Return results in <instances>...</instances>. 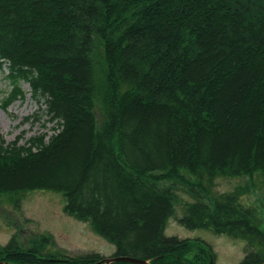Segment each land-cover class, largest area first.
Segmentation results:
<instances>
[{
    "label": "trees",
    "instance_id": "16d2710c",
    "mask_svg": "<svg viewBox=\"0 0 264 264\" xmlns=\"http://www.w3.org/2000/svg\"><path fill=\"white\" fill-rule=\"evenodd\" d=\"M4 67L5 106L26 83L57 130L0 141V197L63 194L66 214L113 257L210 264L208 245L165 234L180 184L200 193L184 204V228L243 241L242 264H264V225L240 199L250 188L215 196L204 185L264 178V0H0ZM53 243L13 240L0 262L103 260Z\"/></svg>",
    "mask_w": 264,
    "mask_h": 264
},
{
    "label": "rangeland",
    "instance_id": "374dc122",
    "mask_svg": "<svg viewBox=\"0 0 264 264\" xmlns=\"http://www.w3.org/2000/svg\"><path fill=\"white\" fill-rule=\"evenodd\" d=\"M23 95L10 106L5 101L13 90L9 79V69L0 70V141L11 145L18 141L24 145L33 137L46 136L48 141L55 135L57 125L47 115L44 103L38 102L28 84L22 83ZM169 185L170 183H165ZM216 195L233 194L239 187L250 190L241 196L243 206L254 209L264 225V178L217 179L212 184L204 183ZM179 202L174 217L167 225L166 236L180 240H196L208 245L215 255V264H242L247 254V244L226 236H218L209 230H188L179 220L185 214L184 204L195 202L193 195L178 184ZM66 201L61 193L36 191L21 197H0V249L16 240L20 245L29 243L37 236L51 237L53 251H61L67 256L80 259L89 255H99L103 259L114 256L116 248L96 234L88 223L80 222L66 214ZM206 244V245H205ZM197 253L192 251L189 258Z\"/></svg>",
    "mask_w": 264,
    "mask_h": 264
},
{
    "label": "water",
    "instance_id": "95a60500",
    "mask_svg": "<svg viewBox=\"0 0 264 264\" xmlns=\"http://www.w3.org/2000/svg\"><path fill=\"white\" fill-rule=\"evenodd\" d=\"M120 262H126V263H131V264H150L149 261L135 259V258H132V257H112L110 259H103L100 262H98L97 264H115V263H120ZM0 264H11V263L0 262ZM61 264H70V263L69 262H64V263H61ZM210 264H215L213 258H211Z\"/></svg>",
    "mask_w": 264,
    "mask_h": 264
}]
</instances>
